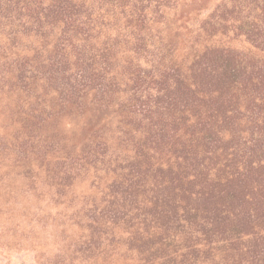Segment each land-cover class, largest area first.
Instances as JSON below:
<instances>
[{"label": "trees", "instance_id": "1", "mask_svg": "<svg viewBox=\"0 0 264 264\" xmlns=\"http://www.w3.org/2000/svg\"><path fill=\"white\" fill-rule=\"evenodd\" d=\"M0 264H264V0H0Z\"/></svg>", "mask_w": 264, "mask_h": 264}, {"label": "rangeland", "instance_id": "2", "mask_svg": "<svg viewBox=\"0 0 264 264\" xmlns=\"http://www.w3.org/2000/svg\"><path fill=\"white\" fill-rule=\"evenodd\" d=\"M20 257H22V256H20Z\"/></svg>", "mask_w": 264, "mask_h": 264}]
</instances>
